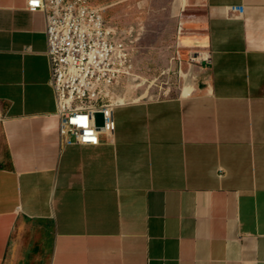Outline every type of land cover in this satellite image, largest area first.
I'll list each match as a JSON object with an SVG mask.
<instances>
[{
  "label": "crops",
  "instance_id": "1",
  "mask_svg": "<svg viewBox=\"0 0 264 264\" xmlns=\"http://www.w3.org/2000/svg\"><path fill=\"white\" fill-rule=\"evenodd\" d=\"M178 24L171 45L208 55L194 92L61 150L45 16L0 0V264H264V0Z\"/></svg>",
  "mask_w": 264,
  "mask_h": 264
},
{
  "label": "built area",
  "instance_id": "2",
  "mask_svg": "<svg viewBox=\"0 0 264 264\" xmlns=\"http://www.w3.org/2000/svg\"><path fill=\"white\" fill-rule=\"evenodd\" d=\"M27 8L45 16L49 82L55 94L61 150L100 147L103 134L111 142L114 110L129 99L190 96L197 82L196 68L208 61L206 53L184 51L178 44L159 48L154 39L148 40L153 31L111 26L94 0H27ZM240 12L241 6L226 9L232 17ZM190 86L192 91L183 96ZM98 114L104 115L103 129Z\"/></svg>",
  "mask_w": 264,
  "mask_h": 264
},
{
  "label": "rangeland",
  "instance_id": "3",
  "mask_svg": "<svg viewBox=\"0 0 264 264\" xmlns=\"http://www.w3.org/2000/svg\"><path fill=\"white\" fill-rule=\"evenodd\" d=\"M177 1L94 0V3L104 9L105 18L111 26L119 27L122 30L134 28L138 31L143 28L153 31L154 34L148 40L154 39L159 48H165L171 45V37L182 16L189 14L197 6L199 0H187L188 4L183 9H178ZM186 45L194 47V39L188 40ZM152 67L157 68V65L152 64ZM162 81L165 83L166 79H162Z\"/></svg>",
  "mask_w": 264,
  "mask_h": 264
},
{
  "label": "bare ground",
  "instance_id": "4",
  "mask_svg": "<svg viewBox=\"0 0 264 264\" xmlns=\"http://www.w3.org/2000/svg\"><path fill=\"white\" fill-rule=\"evenodd\" d=\"M178 2V9L179 8H185L186 6H187V4H188V1L187 0H178L177 1ZM181 13V12H180ZM181 15V14H180ZM192 91V87L190 86V87H186L185 89H184V91H183V96H187V95H189V93ZM146 95H148L147 93L146 94H144L143 96L145 97ZM103 135H107V134H103Z\"/></svg>",
  "mask_w": 264,
  "mask_h": 264
},
{
  "label": "water",
  "instance_id": "5",
  "mask_svg": "<svg viewBox=\"0 0 264 264\" xmlns=\"http://www.w3.org/2000/svg\"><path fill=\"white\" fill-rule=\"evenodd\" d=\"M98 118V125L100 126V128L103 129L104 123H105V118L103 114H98L97 115Z\"/></svg>",
  "mask_w": 264,
  "mask_h": 264
}]
</instances>
